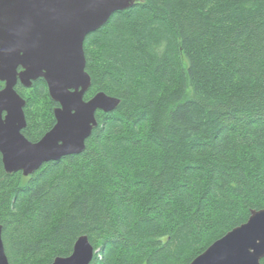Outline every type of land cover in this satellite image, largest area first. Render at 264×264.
<instances>
[{
  "label": "trees",
  "instance_id": "obj_1",
  "mask_svg": "<svg viewBox=\"0 0 264 264\" xmlns=\"http://www.w3.org/2000/svg\"><path fill=\"white\" fill-rule=\"evenodd\" d=\"M84 52L85 100L121 103L97 113L81 154L29 177L0 154L10 264H52L82 236L91 264H190L264 210V0H142ZM15 90L36 143L58 104L43 79Z\"/></svg>",
  "mask_w": 264,
  "mask_h": 264
},
{
  "label": "water",
  "instance_id": "obj_2",
  "mask_svg": "<svg viewBox=\"0 0 264 264\" xmlns=\"http://www.w3.org/2000/svg\"><path fill=\"white\" fill-rule=\"evenodd\" d=\"M140 1L111 0L100 5L95 0H0V82L5 85L0 92L4 105L0 154L7 174L22 172L29 177L46 163L81 154L98 126L97 113L117 109L121 101L104 92L85 100L92 82L86 72L84 42L113 14ZM39 79L46 82L50 97L60 107L54 110L55 126L40 141L32 143L22 134L27 126L26 101L15 88L18 83L32 88ZM69 82L75 87H67ZM261 212L264 210L252 211L248 221ZM244 224L214 242L190 264H247L260 243L264 246V240L249 237L247 242L253 246L246 250L236 238L221 244ZM2 231L0 224V264H10ZM94 253L88 237L82 236L69 257L57 258L52 264H91ZM263 259L264 256H257L256 264Z\"/></svg>",
  "mask_w": 264,
  "mask_h": 264
},
{
  "label": "snow or ice",
  "instance_id": "obj_3",
  "mask_svg": "<svg viewBox=\"0 0 264 264\" xmlns=\"http://www.w3.org/2000/svg\"><path fill=\"white\" fill-rule=\"evenodd\" d=\"M96 3H99L100 5H107L111 2V0H95ZM69 81L72 77L71 68H69ZM67 87H75L74 84L69 82L67 84ZM3 103L0 102V133H2L3 130ZM251 237L253 240L256 238L261 240H264V212H261L259 216H253L250 221H248L246 224H244L243 227H240L237 229L235 233L232 234L231 237H229L228 240L221 241V244H227L230 240L233 238H236L241 241V243L244 244L245 250L247 247H252V244H249L248 238ZM257 256H264V246L261 245L258 248L256 254L251 255L247 261V264H256ZM67 264H73V261H68Z\"/></svg>",
  "mask_w": 264,
  "mask_h": 264
},
{
  "label": "rangeland",
  "instance_id": "obj_4",
  "mask_svg": "<svg viewBox=\"0 0 264 264\" xmlns=\"http://www.w3.org/2000/svg\"><path fill=\"white\" fill-rule=\"evenodd\" d=\"M24 89H26V94L28 95V96H31V95H33V93H32V88H25L24 87ZM43 114V113H42Z\"/></svg>",
  "mask_w": 264,
  "mask_h": 264
},
{
  "label": "flooded vegetation",
  "instance_id": "obj_5",
  "mask_svg": "<svg viewBox=\"0 0 264 264\" xmlns=\"http://www.w3.org/2000/svg\"><path fill=\"white\" fill-rule=\"evenodd\" d=\"M20 84H21V83H20ZM58 107H60L59 104H58V106H57L56 108H58ZM56 108H54V110H55ZM54 110H53V111H54ZM5 115H6V114H4V116H5ZM55 124H56V122H55ZM54 126H55V125H54ZM26 128H27V126H26ZM26 128H25L24 130H26ZM24 130H23V131H24ZM23 131H22V134H23ZM47 133H48V132H47ZM47 133H46V134H47ZM46 134H45V135H46ZM41 139H42V138H41ZM41 139H40V140H41Z\"/></svg>",
  "mask_w": 264,
  "mask_h": 264
},
{
  "label": "bare ground",
  "instance_id": "obj_6",
  "mask_svg": "<svg viewBox=\"0 0 264 264\" xmlns=\"http://www.w3.org/2000/svg\"><path fill=\"white\" fill-rule=\"evenodd\" d=\"M3 236V235H2Z\"/></svg>",
  "mask_w": 264,
  "mask_h": 264
}]
</instances>
